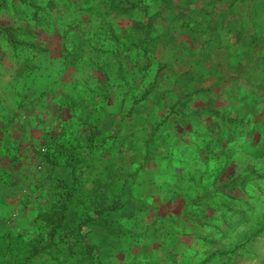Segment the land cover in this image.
<instances>
[{
    "label": "rangeland",
    "instance_id": "rangeland-1",
    "mask_svg": "<svg viewBox=\"0 0 264 264\" xmlns=\"http://www.w3.org/2000/svg\"><path fill=\"white\" fill-rule=\"evenodd\" d=\"M38 1L0 13L35 24L0 39V264H264V0H131L155 46L140 7Z\"/></svg>",
    "mask_w": 264,
    "mask_h": 264
},
{
    "label": "trees",
    "instance_id": "trees-1",
    "mask_svg": "<svg viewBox=\"0 0 264 264\" xmlns=\"http://www.w3.org/2000/svg\"><path fill=\"white\" fill-rule=\"evenodd\" d=\"M138 1H142V0H138ZM161 2H163L166 5H168L169 7L172 6L173 7V3L170 2H166L167 0H160ZM25 4V6L27 7H31L33 10V18L36 19L35 22L36 24L39 23L40 21L43 20V12L45 8H47V6H42L41 3H39L38 0H0V13L1 12H7L10 9H14L16 11L21 12L19 5L21 4ZM112 7L114 9V11L118 8H123L124 11H132L135 8H139L140 5L137 2H133L131 0H111L109 7ZM149 5H145V6H141L140 8L143 10V12H145L146 16H147V20L146 21H137L136 25L138 26V28L142 31L143 36L145 38H149L150 35L154 34V32H157V34L153 35L151 37V44L153 46H155L158 43V39H161L160 37H162V35L158 32V27L157 24L158 23H163L162 20L165 19V16L162 14V9L159 11H156L153 14H149ZM162 19V20H161ZM35 24H32L30 22L27 23V27L25 29H27V31L22 28L21 26H17L15 24H2L0 23V39L1 38H5L7 39V41L11 44H13L14 46H22L25 44H30L28 42H26L24 36L26 34H28V30L32 31V26ZM28 33H26V32ZM27 37V36H25ZM99 124V120H97V124ZM95 143V138L94 136H92L89 139V145H94ZM53 146H56L60 151H65L67 152V154H69V161H71L72 164V160L75 158V156L79 153L78 149H73L70 150V147H67L66 145L59 143V142H52ZM51 146V147H53ZM46 160L47 162L50 161V158L48 157V152H46ZM49 160V161H48ZM55 163V162H53ZM70 189V187H69ZM70 198V196H68V198H61L60 203H58L54 210L43 216L44 221H46L50 226V230L48 233V239L51 242H55V238L56 236L60 233V231L62 230L63 224L65 219L67 218L68 215V207H69V201L68 199Z\"/></svg>",
    "mask_w": 264,
    "mask_h": 264
}]
</instances>
